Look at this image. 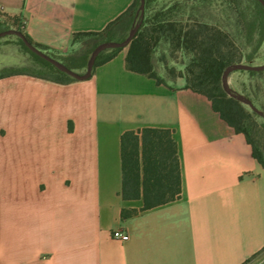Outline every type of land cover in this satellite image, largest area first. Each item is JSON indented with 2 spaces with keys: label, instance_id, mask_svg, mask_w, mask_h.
Here are the masks:
<instances>
[{
  "label": "crops",
  "instance_id": "1",
  "mask_svg": "<svg viewBox=\"0 0 264 264\" xmlns=\"http://www.w3.org/2000/svg\"><path fill=\"white\" fill-rule=\"evenodd\" d=\"M133 2L0 0V10L66 55L75 32L102 30ZM126 53L84 80L0 77V264H244L264 247V165L246 135L185 78L158 83L127 69ZM144 127L171 130L181 173L179 195L149 208L122 194V134Z\"/></svg>",
  "mask_w": 264,
  "mask_h": 264
},
{
  "label": "trees",
  "instance_id": "2",
  "mask_svg": "<svg viewBox=\"0 0 264 264\" xmlns=\"http://www.w3.org/2000/svg\"><path fill=\"white\" fill-rule=\"evenodd\" d=\"M155 1L158 0H145L142 24L127 46L126 68L170 86H174L170 81L184 77L185 87L208 96L222 118L236 131L246 135L254 156L264 165V155L244 125L250 113H246L242 103L229 96L222 87V73L228 64L251 63L258 55L264 41L263 5L258 0H161L159 6L151 8V2ZM139 4L140 0H134L127 10L102 30L75 32L73 42L78 44V48L66 55L51 51L25 36L51 56L79 70L86 67L88 57L97 44L105 40H121L128 35ZM15 26L21 30L18 24ZM17 38L31 54L35 67L33 70L27 67L6 68L0 71V77L24 73L59 83L76 80L31 51L19 36ZM123 48L102 51L93 70ZM177 52L188 58L184 70H177L169 64V60H175ZM160 67L163 72L158 70ZM121 141L122 194L125 198L142 197L143 208H149L179 195L181 173L177 146L170 129L144 127L138 131L127 130L122 134ZM134 213L135 209L122 210L123 216ZM262 252L264 247L245 263Z\"/></svg>",
  "mask_w": 264,
  "mask_h": 264
},
{
  "label": "rangeland",
  "instance_id": "3",
  "mask_svg": "<svg viewBox=\"0 0 264 264\" xmlns=\"http://www.w3.org/2000/svg\"><path fill=\"white\" fill-rule=\"evenodd\" d=\"M160 3L161 0L151 2L150 6L153 8L159 6ZM18 20L19 16L17 14H8L0 10V30L12 27L18 28L15 26V24H18ZM136 20L137 17L135 21ZM124 49H127V46ZM157 52L160 53L161 50L158 49ZM187 61L188 58L186 56L177 52L175 60H169V64L174 65L177 70H184ZM261 63H264V41L258 55L251 61V64ZM3 67H5L4 69L10 67H27L30 70H33L35 67L31 54L23 47L16 35L9 34L0 37V68L4 70ZM79 70H84V68ZM158 70L163 72L161 67ZM228 80L229 84L234 89L248 95L256 106L264 110V70L253 73L248 70H235L230 73ZM182 81V77H177L175 81L170 82L173 85H179L182 84ZM242 105L246 113L248 112L251 115L244 121L245 128L252 137L259 151L264 155V119L251 110L248 105L243 103ZM263 256L264 252L256 258L258 260L254 259L253 262L259 261Z\"/></svg>",
  "mask_w": 264,
  "mask_h": 264
},
{
  "label": "water",
  "instance_id": "4",
  "mask_svg": "<svg viewBox=\"0 0 264 264\" xmlns=\"http://www.w3.org/2000/svg\"><path fill=\"white\" fill-rule=\"evenodd\" d=\"M264 7V0H258ZM144 10H145V0H140V4L136 13L137 20L133 23L131 26L128 35L121 40H105L97 44L94 49L91 51L86 67L84 70H77L73 69L69 66H67L64 62L61 60L51 56L48 54L45 50L37 47L34 45L28 38L24 35V33L17 28H7L0 30V37L9 35V34H14L19 36L24 44L33 52L36 54L40 55L41 57L45 58L49 62H51L53 65H55L59 70L67 73L68 75L72 76L76 80H84L89 78L92 75L93 72V67L96 61L97 56L102 52L107 49L111 48H121V47H126L129 45L133 37L136 35L139 27L142 24V20L144 17ZM235 70H255V71H260L264 70V63L261 64H251L247 62H234L228 64L223 73H222V87L224 91L231 97L237 99L241 103L248 105L251 110H253L255 113L260 115L264 119V110L259 108L258 106L255 105L253 100L246 94L237 91L234 89L230 84H229V75L231 72Z\"/></svg>",
  "mask_w": 264,
  "mask_h": 264
},
{
  "label": "built area",
  "instance_id": "5",
  "mask_svg": "<svg viewBox=\"0 0 264 264\" xmlns=\"http://www.w3.org/2000/svg\"><path fill=\"white\" fill-rule=\"evenodd\" d=\"M111 236L121 241H126L129 238V234L122 227L112 229Z\"/></svg>",
  "mask_w": 264,
  "mask_h": 264
}]
</instances>
